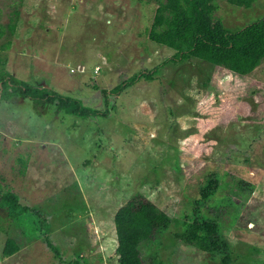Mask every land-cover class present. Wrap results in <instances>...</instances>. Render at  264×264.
<instances>
[{"label": "rangeland", "instance_id": "rangeland-1", "mask_svg": "<svg viewBox=\"0 0 264 264\" xmlns=\"http://www.w3.org/2000/svg\"><path fill=\"white\" fill-rule=\"evenodd\" d=\"M159 1L0 0V68L106 111L0 99V264H117L112 216L134 194L170 218L143 264H222L185 234L201 222L227 264H264V59L244 75L167 61L147 38ZM213 1L228 29L264 17V0ZM137 73L103 104L99 89Z\"/></svg>", "mask_w": 264, "mask_h": 264}, {"label": "trees", "instance_id": "trees-1", "mask_svg": "<svg viewBox=\"0 0 264 264\" xmlns=\"http://www.w3.org/2000/svg\"><path fill=\"white\" fill-rule=\"evenodd\" d=\"M229 1L244 7H248L252 2V0ZM214 10L213 0L159 1L154 9L147 38L174 50L167 61L178 62L198 58L210 64L223 66L236 74L249 73L264 59V17L236 29H228L218 20H213ZM140 74L142 73L135 74L110 90L99 89L103 104H107L109 95L118 94L139 78ZM12 96L28 98L34 107L54 103L56 110L80 118L106 116L105 110L99 111L85 106L79 99L57 94L48 87L21 81L0 68V99ZM9 199V196L2 195L4 203H10L9 207L15 209V200L8 202ZM112 222L117 264H143L139 251L140 244L151 239L156 231L166 229L170 218L144 196L134 194L114 211ZM187 233L199 249L221 254L222 264H227L228 252L216 238L217 232L212 223H195L185 232ZM16 250L15 242L7 238L2 254L9 256Z\"/></svg>", "mask_w": 264, "mask_h": 264}]
</instances>
